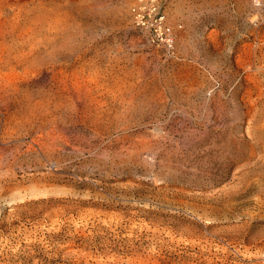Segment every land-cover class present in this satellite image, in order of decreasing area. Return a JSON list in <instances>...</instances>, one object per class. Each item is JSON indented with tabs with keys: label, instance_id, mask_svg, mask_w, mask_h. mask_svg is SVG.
<instances>
[{
	"label": "rangeland",
	"instance_id": "obj_1",
	"mask_svg": "<svg viewBox=\"0 0 264 264\" xmlns=\"http://www.w3.org/2000/svg\"><path fill=\"white\" fill-rule=\"evenodd\" d=\"M134 1L0 0V264H264V0Z\"/></svg>",
	"mask_w": 264,
	"mask_h": 264
},
{
	"label": "built area",
	"instance_id": "obj_2",
	"mask_svg": "<svg viewBox=\"0 0 264 264\" xmlns=\"http://www.w3.org/2000/svg\"><path fill=\"white\" fill-rule=\"evenodd\" d=\"M167 2L168 0H135L131 15L135 26L146 33L151 44L162 48L166 55L175 56L177 31L182 26L169 21Z\"/></svg>",
	"mask_w": 264,
	"mask_h": 264
},
{
	"label": "bare ground",
	"instance_id": "obj_3",
	"mask_svg": "<svg viewBox=\"0 0 264 264\" xmlns=\"http://www.w3.org/2000/svg\"><path fill=\"white\" fill-rule=\"evenodd\" d=\"M262 2H263V1H262ZM250 3H251V2H250ZM258 4H259V3H258ZM251 5H252V4H251ZM259 5H260V4H259ZM253 7H254V6H253ZM19 8H20V7H18V9H19ZM255 8H256V7H255ZM257 8H258V7H257ZM4 9H5V8H4ZM13 9H14V8H13ZM23 9H24V8H23ZM253 10H254V9H253ZM256 10H257V9H256ZM9 11H10V10H9ZM13 11H14V10H13ZM19 11H20V10H19ZM25 11H26V10H25ZM11 12H12V10H11ZM15 12H16V11H15ZM20 12H21V11H20ZM26 12H29V11H26ZM257 12H258V11H256L255 13H257ZM7 13H8V12H7ZM7 13H6V14H7ZM18 13H19V12H18ZM18 13H17V14H18ZM29 13H30V12H29ZM37 13H39V12H37ZM3 14H4V13H3ZM17 14H16V16H19V15H17ZM23 14H24V13H23ZM20 15H21V14H20ZM38 15H39V14H38ZM41 15H42V14H41ZM261 16H262V15H261ZM36 17H38V16H35V18H36ZM31 18H32V17H31ZM41 18H42V17H41ZM249 18H250V17H249ZM262 18H263V17H262ZM255 19H256V18H255ZM263 19H264V18H263ZM4 20H5V19H4ZM12 21H13V20H12ZM16 21H17V20H16ZM18 21H19V20H18ZM26 21H27V20H26ZM42 21H43V20H42ZM6 22H7V21H6ZM259 22H260V21H259ZM10 23H11V21H10ZM16 23H17V22H16ZM31 23H32V22H31ZM34 23H35V22H34ZM39 23H40V22H39ZM260 23H261V22H260ZM253 24H254V23H253ZM35 25H37V24H35ZM35 25H34V26H35ZM255 25H256V24H255ZM0 26H1V28H4V30H7V29L9 28V25H3V24H2V25H0ZM27 26H28V25H27ZM45 26H46V25H45ZM57 26H58V25H57ZM48 27H49V26H48ZM52 27H53V25H52ZM29 28H30V26H29ZM32 28H34V27H32ZM36 28H37V27H35V29H36ZM49 28H50V27H49ZM49 28H48V29H49ZM42 29H43V28H42ZM7 31H8V30H7ZM7 31H6V32H7ZM21 31H23V30H21ZM24 31H25V30H24ZM26 31H27V30H26ZM31 31H32V30H31ZM3 32H4V31H3ZM6 32H5V33H6ZM9 32H10V31H9ZM34 33H35V32H34ZM12 34H13V33H12ZM35 34H36V33H35ZM19 35H20V34H19ZM27 36H28V35H27ZM27 36H26V37H27ZM30 36H31V35H30ZM44 36H45V35H44ZM3 37H5V36H3ZM12 38H13V37H12ZM4 39H5V38H4ZM9 39H10V38H9ZM13 39L16 40V38H13ZM36 39H38V38H36ZM0 40H1V39H0ZM14 40H13V41H14ZM21 40H22V39H21ZM23 40H24V39H23ZM32 40H33V39H32ZM48 40H49V39H48ZM13 41H12V42H13ZM34 41H35V40H34ZM44 41H46V40H44ZM49 41H50V40H49ZM39 42L41 43V41H39ZM24 43H25V42H24ZM26 43H27V42H26ZM33 43H34V42H33ZM20 44H21V43H20ZM27 44H28V43H27ZM9 45H10V44H9ZM31 45H32V44H31ZM39 45H40V44H39ZM26 46H27V45H26ZM17 47H18V46H17ZM31 47H32V46H31ZM24 48H25V47H24ZM29 48H30V47H29ZM12 49H13V48H12ZM12 49H11V50H12ZM16 49H17V48H16ZM1 50H2V49H1ZM13 50H14V49H13ZM19 51H20V50H19ZM21 51H22V50H21ZM30 51H31V50H30ZM33 51H34V50H33ZM33 51H32V52H33ZM0 52H2V51H0ZM6 53L8 54V51H7ZM9 53H10V52H9ZM0 54H1V53H0ZM11 54H12V53H11ZM13 54H15V53H13ZM24 54H25V53H24ZM3 55H4V54H3ZM28 55H29V54H28ZM4 56H5V55H4ZM20 56H21V54H20ZM20 56H18L19 59H20ZM35 56H36V55H35ZM0 57H1V56H0ZM12 57H13V56H12ZM15 57H16V56H15ZM21 57L23 58V54H22ZM13 58H14V57H13ZM3 59H4V58H3ZM8 60H9V59H8ZM8 60H6V61L8 62ZM13 60H14V59H13ZM15 60H16V59H15ZM0 61H2V60H0ZM4 61H5V59H4ZM7 62H6V63H7ZM11 62H12V60H11ZM34 62H35V61H34ZM37 62H38V61H37ZM8 63H10V62H8ZM3 65H5V64L3 63ZM10 65H11V64H10ZM15 65H16V63H15ZM6 66H7V65H6ZM8 66H9V65H8ZM8 66H7V67H8ZM27 66H28V65H27ZM33 67H34V66H33ZM2 68H3V67H2ZM9 68H10V66H9ZM9 68H8V69H9ZM23 68H24V67H23ZM30 68H31V66H30ZM10 69H11V68H10ZM14 69H15V68H14ZM17 69H18V68H17ZM25 69H26V68H25ZM37 69H38V68H37ZM12 70H13V69H11V71H12ZM19 70H20V69H19ZM29 70H30V69H29ZM29 70H28V71H29ZM53 70H54V69H53ZM62 70H63V69H62ZM30 71H31V70H30ZM33 71H34V70H33ZM50 71L52 72V69H51ZM60 71H61V70H60ZM9 72H10V71H9ZM31 72H32V71H31ZM39 72H41V71L39 70ZM44 72H45V70L43 71V73H44ZM54 72H55V71H54ZM54 72H52V73H54ZM49 73H50V72H49ZM2 74H3V75H0V89H2V88L5 87L6 83L4 84V82H6L7 80H9V78H10V74H8V72H7V73L4 72V73H2ZM16 74L18 75V73L15 72V75H16ZM39 74H40V73H39ZM33 75H34V74H33ZM41 75H42V74H41ZM25 76H26V75H24V79H25ZM28 76H30V75H28ZM34 76H35V75H34ZM20 77H21V76H20ZM20 77H19V78H20ZM22 77H23V75H22ZM22 77H21V78H22ZM31 77H32V76H31ZM21 78H20V79H21ZM27 78H28V77H27ZM28 79H29V78H28ZM75 79H76V78H75ZM32 80H33V78H32ZM34 80H35V79H34ZM17 81H18V80H17ZM27 81H28V80H27ZM75 81H76V80H75ZM29 82H30V80H29ZM29 82H28V83H29ZM73 82H74V81H73ZM11 83H13V82H11ZM15 83H16V82H15ZM15 83H14V84H15ZM19 83H20V82H19ZM74 83H75V82H74ZM16 84H18V83H16ZM22 84H23V83H22ZM20 85H21V84H20ZM26 85H27V84H26ZM26 85H25V86H26ZM15 86H16V85H15ZM28 87H29V86H28ZM15 88H16V87H15ZM15 88H14V89H15ZM9 90H10V89H9ZM11 90H12V89H11ZM76 90H77V89H76ZM86 90H87V89H86ZM13 92H14V91H13ZM22 92H24V91H22ZM25 92H26V91H25ZM77 92H78V91H77ZM88 92H89V91H88ZM26 93H27V92H26ZM28 93H29V92H28ZM28 93H27V94H28ZM20 95H21V94H20ZM22 95H23V94H22ZM88 95H89V94H88ZM6 96H7V95H6ZM23 96H24V95H23ZM26 96H27V95H26ZM26 96H25V97H26ZM25 97H24V98H25ZM3 98H4V97H3ZM17 98H18V96H17ZM29 98H30V97H29ZM31 98H32V97H31ZM86 98H87V97H86ZM261 99H262V98H261ZM3 100H4V99H3ZM30 100H32V99H30ZM91 100H92V99H91ZM38 101H39V100H38ZM40 101H44V100H40ZM262 101H264V100H262ZM29 102H30V101H29ZM5 104H6V103H5ZM39 104H40V103H38V105H39ZM263 104H264V103H263ZM41 106H42V105H41ZM262 110H263V109H262ZM42 111H43V110H42ZM37 112H39V111H37ZM47 115H48V114H47ZM263 116H264V115H263ZM262 121H263V120H262ZM261 127H262V126H261ZM263 131H264V130H263ZM262 133H263V132H262ZM258 134H259V133H258ZM262 137H263V136H262ZM263 138H264V137H263ZM258 139H259V138H258ZM259 141H260V140H259ZM262 141L264 142V140H262ZM262 141H261V142H262ZM262 145H263V144H262ZM260 148H261V147H260ZM262 150H263V149H262ZM263 152H264V151H263ZM33 189H34V188H33ZM33 189H32V190H33ZM210 203H211V202H210ZM33 251H34V250H33ZM33 253H34V252H33ZM73 253H74V252H73ZM84 254H85V252H84ZM70 256H71V255H70ZM116 259H119V258H116ZM1 262H2V261H1ZM8 262H9V261H8ZM36 262H37V261H36ZM100 263H101V262H100ZM3 264H4V263H3Z\"/></svg>",
	"mask_w": 264,
	"mask_h": 264
}]
</instances>
